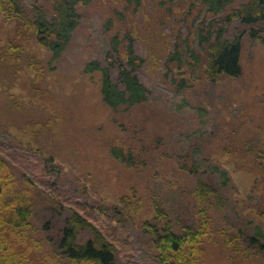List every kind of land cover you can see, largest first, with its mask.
Returning <instances> with one entry per match:
<instances>
[{"label": "trees", "instance_id": "1", "mask_svg": "<svg viewBox=\"0 0 264 264\" xmlns=\"http://www.w3.org/2000/svg\"><path fill=\"white\" fill-rule=\"evenodd\" d=\"M25 1L0 0V17L14 26L13 37L9 39H32L43 56L28 52L22 44L13 41L1 45L0 54H9L15 72L23 71L24 57L28 60L25 70L34 75V81H39L46 68L56 69L79 26L83 10L93 0H34L29 9ZM235 1L201 0L197 4L196 0H157L156 16L150 21L152 37L145 60L133 50L135 37L129 25L130 21L135 23L137 20L134 16L141 0H123L115 5L108 0L111 8L104 21L108 32L112 33L111 50L106 54V65L99 59H91L85 64L83 75H97L101 100L110 110L126 109L148 100L150 90L139 79L137 71L144 65L151 67L149 59L152 56H157L158 71H163L165 65L180 67L184 63L182 57L186 58L189 74L179 73L176 79L179 91L186 88V82L192 80L198 70L199 79L207 84L237 78L242 74L244 37L250 42L264 43V0H246L238 4ZM204 8L205 14L195 27L193 19ZM220 10H224V14L217 17ZM191 15L194 17L192 22L188 21ZM183 19L187 20L189 30L185 49L181 46L179 31ZM234 21L240 22L242 31L229 37L228 28ZM167 25H171L173 34L164 43L163 29ZM196 29L198 47L192 39ZM175 39L177 42L173 44ZM44 59L46 65L42 62ZM7 96L12 107L19 109L21 104L14 101L11 94ZM53 125L54 118L49 117L46 122L28 120L18 128L22 134L31 129L35 137L43 128ZM241 129H237L240 134ZM250 138L247 135L238 138L237 154L233 150L223 153L234 157L238 167L245 165L249 171H264V139L255 142ZM118 143L113 140L107 144L108 156L113 162L145 178L149 191L147 182L150 179L155 182L159 177L158 180L168 183L166 188L181 198L177 197L180 204L182 201L189 203V206H182L191 212L188 222L180 221L179 212L172 210L170 201L157 199L154 195L153 215L150 218L141 216L144 197L133 186L114 202L96 195V199H92L88 185L81 180V189L73 190L67 184L69 180L57 156L34 145V141L23 143L17 132L0 125V264H117V255L133 247L131 227L149 237V259L154 264H202L207 253L206 243L213 235L221 237L225 248H231L235 254L242 253L245 259L264 258V230L257 227L254 234H248L241 228L236 229V225L228 224L226 208L229 200L235 202L228 195V190H233L228 186L231 177L229 171L216 162V156L194 146L192 151L175 156V162L166 161V155L156 162L149 160L148 153L158 151L162 145L158 138L149 145H140L134 140L127 145ZM148 172H151V178H147ZM164 173H170L171 179ZM217 175L219 184L215 180ZM176 176H187L191 181L186 179V185L178 186L173 179ZM38 189L54 200L55 210L63 209L68 213L56 233L57 240L37 236L33 227V194ZM62 190L66 192L62 193ZM262 197L261 203L264 194ZM258 206L260 203L254 209H260ZM238 207L240 209V205ZM263 213L264 209L260 215ZM52 247L53 253L50 252ZM232 264H235L234 260Z\"/></svg>", "mask_w": 264, "mask_h": 264}, {"label": "rangeland", "instance_id": "2", "mask_svg": "<svg viewBox=\"0 0 264 264\" xmlns=\"http://www.w3.org/2000/svg\"><path fill=\"white\" fill-rule=\"evenodd\" d=\"M156 1L141 0V6L134 16L137 22L129 23L135 37L133 50L145 60L148 59V46L152 37L150 21L156 16ZM245 1L235 2L238 4ZM33 2L34 0H27L24 3L29 9ZM107 2L108 0H93L90 6L83 10L79 26L73 33L71 43L58 60L56 69L51 71L46 68L39 81H34V75L25 70V61L28 63V60L24 57L23 71L15 72L9 54H0V125L17 132L23 143L34 141V145L43 147L46 152L57 156L69 180L67 184L73 190L81 189V180L88 185L92 199L98 196L114 202L133 186L144 197L141 216L150 218L153 215L154 195L157 199L170 201L172 210H177L180 221L185 223L188 222L191 212L182 206H189V203L182 201L180 204V197L168 191V183L158 180L159 177L155 182L151 179L147 182L151 188L149 191L145 178L138 177L113 162L108 156L107 144L114 140L115 144L123 142L127 145V142L134 140L139 141L140 145H149L158 138L162 145L158 151L148 153V156H151L149 160L156 162L160 161L163 155L168 157L166 161L175 162V156L199 146L204 153L216 156V162L230 173L231 182L228 186L233 190H228V195L235 202L237 199V202L229 200L226 208L228 224L236 225V229L241 228L248 234H254L257 227L264 230V213L260 215L264 209V201L261 203L264 194V171H249L245 165L238 167L234 157L225 156L223 153L224 150H233L237 154L239 137L247 135L255 142L264 139V43L250 42L244 37L241 76L207 84L199 79L198 70L181 91L177 87L176 79L181 72H184L183 76L189 74L190 66L186 65V58L182 57L184 63L180 67L165 65L163 71H158L157 56H152L149 59L151 67L150 64L144 65L137 71L139 79L150 90L148 100L125 107L126 109L119 107L110 110L101 100L97 75H83L84 66L91 59H99L106 65V54L111 50L112 33L108 32L104 21L111 8ZM117 2L123 0H112L114 5ZM200 2L201 0H196L197 4ZM204 14L205 8L197 18H194L193 14L188 21L192 22L194 18L193 24L197 27ZM223 14L224 10H220L217 17ZM170 26L167 25L163 29L166 35L164 43L173 34ZM13 28V25L0 17V46L13 41L15 44H22L28 52L43 56L42 50L34 40L9 39L8 37H13ZM179 31L181 46L185 49L189 34L187 20L180 23ZM197 31L198 29L192 39H195L194 44L198 47ZM241 31L240 22L234 21L229 26L227 35L234 37ZM175 42L176 39L173 44ZM163 50L167 51L166 44ZM42 62L45 65L47 63L45 59ZM8 94L21 104L19 109L12 107ZM49 117L54 118L53 127L43 128L35 137L32 136L31 129L24 130L25 133L22 134L18 128L28 120L46 122ZM240 128L241 134L237 130ZM151 176V172H148L147 178ZM164 176L171 179L170 173ZM173 179L178 186L187 183V176H176ZM189 180L188 178L187 181ZM215 180L219 184V176ZM35 192L32 223L36 235L50 241L57 240L56 233L68 213L63 209L55 210V202L49 199L47 194L39 189ZM65 192L62 190V193ZM250 193L252 197L250 199V195L247 199ZM186 195L190 196L188 192ZM257 203H260V209L255 210ZM130 230L133 235V247L117 255V264H154L149 259V237L137 231L135 227ZM206 251L202 264H232V260L235 264H264V258L261 256L245 259L242 253L235 254L231 248H225L222 238L218 235H213L206 243ZM50 252L53 253V247Z\"/></svg>", "mask_w": 264, "mask_h": 264}]
</instances>
